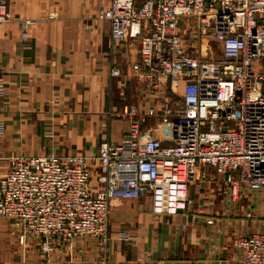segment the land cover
<instances>
[{"label": "built area", "instance_id": "built-area-1", "mask_svg": "<svg viewBox=\"0 0 264 264\" xmlns=\"http://www.w3.org/2000/svg\"><path fill=\"white\" fill-rule=\"evenodd\" d=\"M7 17L8 1L0 0V22ZM95 18L108 23L113 43L138 30L131 67L142 72L145 90L180 77L182 91L166 93L158 108L126 102L111 111L127 128L119 141L102 140L94 158L0 156V219L15 224L19 242L39 237L45 249L53 238L71 242L88 235L104 247L111 199L148 195L152 217L173 215L186 209L188 185L209 167L228 183L234 200L264 196V0H110ZM184 20L197 26H191L193 38L203 41L208 32L218 43V59L204 43L187 47ZM20 24L26 39L31 20ZM110 74L120 76L121 69L114 66ZM157 122L172 132L171 142L155 135ZM232 244L236 264H264V216L258 229L236 235Z\"/></svg>", "mask_w": 264, "mask_h": 264}, {"label": "crops", "instance_id": "crops-1", "mask_svg": "<svg viewBox=\"0 0 264 264\" xmlns=\"http://www.w3.org/2000/svg\"><path fill=\"white\" fill-rule=\"evenodd\" d=\"M7 1L8 17L0 22V156L55 152L94 158L102 140L119 141L127 128L111 111L126 102L158 108L166 93H181L180 77L157 91L144 89L142 72L131 67L138 30L113 43L108 23L95 18L110 0ZM21 19L31 20L26 39ZM114 66L120 76H111ZM155 135L172 141L165 126ZM206 172L188 185L186 209L173 215L152 217L148 195L111 199L104 247L84 235L71 242L53 238L44 249L42 238L29 235L21 243L16 229L1 228L0 264H236L232 239L259 228L262 194L239 203L213 168ZM4 239L12 249H4Z\"/></svg>", "mask_w": 264, "mask_h": 264}, {"label": "rangeland", "instance_id": "rangeland-1", "mask_svg": "<svg viewBox=\"0 0 264 264\" xmlns=\"http://www.w3.org/2000/svg\"><path fill=\"white\" fill-rule=\"evenodd\" d=\"M140 1L141 0H137V2H140ZM193 23L194 22L192 20H188V21L184 20L181 23V31H182V35L185 38L184 40H185L187 47L190 50H194V49L196 50V49H199V44L204 43V46L207 45L208 47L207 49H211V50H207L208 55H212L214 58L218 59L220 57V49H219L218 43L216 41L215 42L213 41V38L208 32H205L204 34H202L203 41L199 42L198 39L193 38L191 34V30L192 29L197 30V26L193 25ZM191 26H193L192 29H191ZM161 127L162 125L157 124V132L160 130ZM177 132L181 133L182 131L180 129H177ZM252 194L253 193H249L246 196L238 198L237 202L239 203L247 202L246 204H249L250 201H253V199L250 198ZM258 199H259L260 204L258 206L259 210H258L257 216H260L262 218L264 216V196L259 195ZM0 221H3V223H0V233L3 232L1 228H8L10 231H12V229H16L18 232V229L16 228L15 224L12 221L8 219H0ZM1 236L2 235L0 234V238ZM2 246H4V249H7V250L13 248V244H11V242H6L5 239L2 241Z\"/></svg>", "mask_w": 264, "mask_h": 264}]
</instances>
